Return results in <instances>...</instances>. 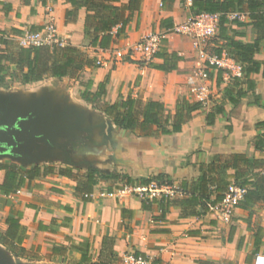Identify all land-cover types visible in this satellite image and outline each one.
<instances>
[{
	"label": "crops",
	"instance_id": "obj_1",
	"mask_svg": "<svg viewBox=\"0 0 264 264\" xmlns=\"http://www.w3.org/2000/svg\"><path fill=\"white\" fill-rule=\"evenodd\" d=\"M87 13L84 6L72 0H0V35L18 41L25 30H39L51 18L66 44L81 48L95 60L105 61L104 65L81 70L87 81H91L90 92H95L99 83L104 84L100 103H113L126 97L139 104L156 100L164 104L172 117L177 101L197 102L189 92L186 77L198 69L201 62L182 58L189 54L188 46L194 44L190 38L166 35L158 52H175L181 57L171 71L151 66L163 62L158 56L145 61L135 53L121 60L108 61L107 52L117 47L126 49L128 44L150 33L164 32L167 25L184 21L193 15L191 0L172 3L140 0L139 9L129 13L124 35L114 39L105 49L92 46L91 38L85 34ZM242 13L244 18L239 21L244 24H232V27L242 33L237 39L251 42L255 33L247 13ZM2 48L0 44V51ZM260 49L255 58L263 60L264 40L260 42ZM13 70L15 66L10 65L9 71ZM208 75L211 94L223 96L220 86L224 89L231 78L225 79L223 73L215 69ZM59 78L62 77L46 76L28 84L9 86V92L15 90L16 97L5 96L3 90L7 86L0 87V94L19 111L43 101L47 109L59 113L57 122L79 120L82 127L92 128L89 133L76 128L52 133V140L61 144L60 147L41 144L39 151H33L31 157L22 160L0 158V162H13L21 169L35 166L40 169L39 175L26 180L16 192L5 195L0 191V232L7 227L5 218L10 211H19L21 246L25 250L24 254L12 253L0 243L1 264H6L4 261L7 264H112L129 251L163 264H197V260L213 264H264V201L246 209L236 206L228 219H221L209 212L201 216H182L178 205L169 206L161 215L157 202L143 209L141 200L134 196L101 195L114 191L127 178L138 182V179L158 174L177 186L183 182L189 185L200 174V165L212 162L217 155L241 153L249 158L263 159L255 147L256 138L264 130L257 126L264 120V75L261 72L249 76L253 82L251 87L244 82L240 84L246 95L239 102L232 104L226 98L223 103L222 99L218 101L223 112L216 114L211 124L207 123L206 115L216 105H201L182 124L179 132L160 134L154 126L148 136L118 128L112 120L94 124L98 114L109 116L82 98L87 81L81 95L78 90L82 86L77 85L76 98H72L64 88L55 86ZM23 88L31 92L23 94ZM255 98L259 105L254 102ZM82 149L88 151L90 160H95L98 174L111 175L101 180L94 172L96 182L89 193L91 196H85L87 193L82 190L89 171L84 173L82 165L74 164ZM56 152L66 162L50 163L48 160L57 156ZM102 158L104 163L97 164ZM233 173L232 169L225 171L230 188L235 186ZM3 176L4 171L0 170V183ZM121 209L125 211L123 215ZM258 228L261 241L258 252L248 258L254 249Z\"/></svg>",
	"mask_w": 264,
	"mask_h": 264
},
{
	"label": "trees",
	"instance_id": "obj_2",
	"mask_svg": "<svg viewBox=\"0 0 264 264\" xmlns=\"http://www.w3.org/2000/svg\"><path fill=\"white\" fill-rule=\"evenodd\" d=\"M122 1L125 2L120 3ZM161 1L162 3H172L174 0ZM72 3L84 6L88 12L84 22V32L91 38V45H98L99 48L105 49L114 39L124 35L125 26L130 20L129 13L139 9L140 0H72ZM191 11L193 15L199 12L219 15L217 38L220 44L214 53L225 52L243 68V77L231 78L230 84L223 89L224 98L232 104H236L242 96L246 95L240 84L244 82L248 84V87H251L253 85L249 78L251 74L261 72L264 75V57L263 60L255 58V54L261 52L260 42L264 40V0H191ZM235 11L247 13L250 19L249 24L255 33L253 41L248 42L236 38V36H242V33L232 27V24L241 26L244 23L237 19L228 20L227 15ZM172 26L171 24L167 25V29ZM0 44L3 45L0 51V87L12 84L10 65L15 66L14 75L16 78H14L16 81L28 84L46 76L71 77L86 67L94 66L95 62V58L90 57L81 48L70 44L24 47L3 35H0ZM154 56L162 58L163 62L153 63L151 66L163 71L175 69L181 58L175 52L168 53L166 51L158 52ZM218 71L222 73L221 70ZM90 86L91 81L89 80L86 89L82 92V98L102 110L118 128L135 132L139 136L150 135L154 126L160 134L179 132L182 124L191 117V113L202 105L200 102L179 100L171 117L164 104L156 100L139 104L131 97H126L113 103H100L105 92L104 84L99 83L95 92L89 91ZM94 101H98L101 105H97ZM254 102L259 105L258 99L255 98ZM222 112V105L217 104L214 110L209 111L206 115L207 123L211 124L215 115ZM257 126L264 127V120L258 122ZM262 141V134H260L255 140V147L258 151L262 148ZM227 169L234 171L232 174L233 185L244 190L237 207L246 209L253 203L264 201V159L249 158L241 153H232L225 156L217 155L212 162L206 165L201 164L198 177L192 180L189 185L186 182L180 185L183 191L182 196L172 199L158 197L141 200V207L147 209L150 204L157 202L161 209V215H164L165 210L171 205H178L181 208L182 216L205 215L209 211V206L219 202L230 188V181L225 178ZM0 170L4 171L0 191L5 195L16 192L26 180H31L40 173L37 166L21 169L13 162H0ZM109 176L111 175H103V177ZM86 179L82 190L89 194L96 182L94 172L89 171ZM150 180L171 182L163 174H158L150 178L138 179V182L127 178L125 183H147ZM124 212V209H121L122 215ZM20 216L19 211L12 209L5 218L7 225L5 231L0 232V243L10 252L16 254L25 252L21 246L23 235L19 223ZM259 232L260 228L255 233L254 249L248 258L258 252L261 242ZM196 263L213 264L202 260H197Z\"/></svg>",
	"mask_w": 264,
	"mask_h": 264
},
{
	"label": "built area",
	"instance_id": "obj_3",
	"mask_svg": "<svg viewBox=\"0 0 264 264\" xmlns=\"http://www.w3.org/2000/svg\"><path fill=\"white\" fill-rule=\"evenodd\" d=\"M228 20H241L244 18L242 12H231L227 15ZM219 22V15L217 13L199 12L197 14L187 17L184 21L173 25L171 28L166 29L161 33H150L141 39L128 44L126 51L121 49H108V61L113 59L121 60L124 56H132L138 54L143 60L148 61L154 57L159 51L163 39L166 38L168 33H177L178 35L192 39L194 45L198 48V55L201 66L193 73L187 75L186 84L188 85L189 92L192 94L197 102L206 105L209 102L210 87L208 84V72L211 69L221 70L223 77L226 78H242L243 68L235 62L233 58L228 56L225 52L220 54L208 53L205 45H201L200 41L207 39L217 33ZM18 44L21 46H37V45H57L64 46L66 44L56 27L52 23V19L48 18L45 25L39 30H25L18 39ZM107 61V60H106ZM95 64L98 66L104 65L105 61L96 58ZM263 145L260 154L264 159V130L262 132ZM244 190L234 186L224 194L223 198L209 206V213L221 219H228L230 213L238 202L242 199ZM109 194L116 197L120 196H134L140 200H151L153 198L164 197L172 199L174 197L182 196L183 191L180 186L175 185L173 182L150 180L147 183L129 184L124 183L119 185L112 192L101 193V195ZM91 196V194H85ZM118 264H163L162 262L150 258L140 253L129 251L124 253L119 260Z\"/></svg>",
	"mask_w": 264,
	"mask_h": 264
},
{
	"label": "water",
	"instance_id": "obj_4",
	"mask_svg": "<svg viewBox=\"0 0 264 264\" xmlns=\"http://www.w3.org/2000/svg\"><path fill=\"white\" fill-rule=\"evenodd\" d=\"M57 119L59 120V113L47 109L43 101L19 111L14 104L0 94V158L22 160L25 157H31L33 151H39L41 144L60 147L61 144L52 140V133L65 132L71 128L89 133L92 129L82 127L79 120L60 123L56 121ZM110 129L111 124L108 125V132ZM71 144L74 145V142Z\"/></svg>",
	"mask_w": 264,
	"mask_h": 264
},
{
	"label": "rangeland",
	"instance_id": "obj_5",
	"mask_svg": "<svg viewBox=\"0 0 264 264\" xmlns=\"http://www.w3.org/2000/svg\"><path fill=\"white\" fill-rule=\"evenodd\" d=\"M172 35H174V37H178V38H181V39H187V38H184L183 36L181 35H178L177 33H171ZM166 40L163 39V42ZM188 40V39H187ZM192 40V39H191ZM162 42V43H163ZM200 44L201 45H205V48H206V51L208 53H214L215 50L218 48L219 44H220V41L219 39L217 38V33L207 39H204L203 41H200ZM115 49H121L123 52L126 51V49L124 48H121V47H117ZM187 52L189 53L188 55H186V58H184V56L182 55V58L183 60H189V61H194L196 59H199V55H198V48L197 46H195L194 44H192V46H188V50ZM113 57L114 59V56L111 55V58ZM123 59V58H122ZM94 66H98L94 63ZM16 70H13L12 72V84L9 85V86H15L18 84V82L16 81V76L14 75ZM11 76V75H10ZM15 77V78H14ZM87 76L82 74L81 71H79L78 73H76L75 75L71 76V77H62V78H59L57 79V83H56V87H60V88H64V90L69 94L71 95L72 98H76V88L77 85H80L82 86V89H79L78 91H80V93H78V95H81V92L85 89V83L87 81ZM17 79H18V76H17ZM229 80V79H228ZM9 86L5 87V90H3V93H5V96H12V97H16V92H9L10 89H9ZM26 87V86H24ZM223 86L221 85L220 86V89H219V92H222L223 91ZM12 91V90H11ZM21 91V90H20ZM23 94L25 93H30L31 90L28 89V88H23L22 91H21ZM224 97L220 94V97H216V94L212 93L209 95V102L208 104L205 105V107H211L212 105H217L218 101L220 102L221 99V103L224 102ZM94 103H96L97 105H101L99 104L98 101H94ZM93 108L94 107V104L91 105ZM94 117V116H93ZM101 122H104V123H108V122H111V119L109 117H103L101 116V114H98V116H95L94 117V120H93V123L94 124H99ZM96 129H99L96 127ZM113 129H115V126H113ZM103 142V141H102ZM82 152L80 154L77 155V158H75V163L74 164H80L82 165L83 169H84V173L87 172V171H93L96 173V177L99 179L101 178H104L103 175L101 174H98V170H96V167H95V160L91 159L90 160V154L88 153V151H86L85 149H82L81 150ZM58 153L57 156H53L52 159L48 160L50 161V163L54 164V165H60V163L58 162H62V161H65V158L63 156H61L59 154V152H56ZM74 161V160H73ZM77 161V162H76ZM101 163H104V159L102 158L101 160H98L97 161V164H101ZM101 167V166H100ZM119 260H115L114 263L112 264H118L119 263ZM6 264L8 262L4 261Z\"/></svg>",
	"mask_w": 264,
	"mask_h": 264
}]
</instances>
